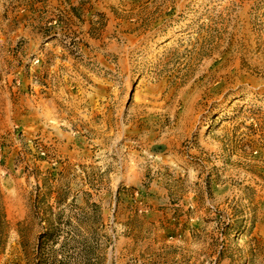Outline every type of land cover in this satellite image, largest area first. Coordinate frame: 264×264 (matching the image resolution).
<instances>
[{"label": "rangeland", "instance_id": "1", "mask_svg": "<svg viewBox=\"0 0 264 264\" xmlns=\"http://www.w3.org/2000/svg\"><path fill=\"white\" fill-rule=\"evenodd\" d=\"M33 1L0 0V264H264V0H83L71 73L22 51Z\"/></svg>", "mask_w": 264, "mask_h": 264}, {"label": "crops", "instance_id": "2", "mask_svg": "<svg viewBox=\"0 0 264 264\" xmlns=\"http://www.w3.org/2000/svg\"><path fill=\"white\" fill-rule=\"evenodd\" d=\"M83 0H34L30 3L29 6H26L24 9L29 15L28 19L21 21V25L26 24L24 31L20 36L24 37L22 49H28L29 55L33 50H36L37 41L40 40L41 49L45 50L47 54L55 58L54 62L60 64L63 67L62 71L71 73V69L67 67L68 64H74L78 70L81 72V63H80V53L76 55H68L64 51L63 45L64 40H61L60 30H63V27L60 26L58 21L62 20L65 23V26L70 31H75L79 33L78 27V9L79 5H82ZM39 4L41 5H37ZM37 3V4H36ZM53 5V7H49ZM87 6V5H86ZM49 7V8H48ZM89 38V44L94 47V43L98 38H94L95 35L91 34ZM22 37V38H23ZM91 42V43H90ZM5 43V42H4ZM15 42H13L14 44ZM12 44V45H13ZM79 45V43H77ZM22 50L25 52V50ZM105 51H103L104 53ZM35 53V51H34ZM32 53V54H34ZM111 53V52H110ZM100 57L99 53L93 55L90 53L88 59L91 61H98ZM74 58V59H73ZM71 59V60H70ZM59 70L57 71V73ZM6 85L0 83V153L6 145L8 138L6 136V129L9 123V111L11 108L10 94L5 88ZM58 94H62V91L59 90ZM15 97L14 112H18L24 109L25 100H30L27 98V95L24 91H18L17 93L12 94ZM47 104L51 105L54 102L53 97L47 98ZM5 144V145H4ZM5 146V147H4ZM3 156V155H2Z\"/></svg>", "mask_w": 264, "mask_h": 264}]
</instances>
